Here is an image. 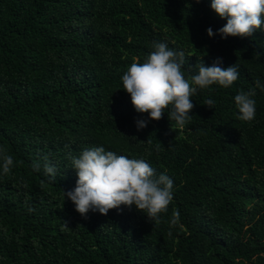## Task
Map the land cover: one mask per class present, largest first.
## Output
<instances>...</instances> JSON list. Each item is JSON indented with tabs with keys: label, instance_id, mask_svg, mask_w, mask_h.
I'll return each instance as SVG.
<instances>
[{
	"label": "trees",
	"instance_id": "1",
	"mask_svg": "<svg viewBox=\"0 0 264 264\" xmlns=\"http://www.w3.org/2000/svg\"><path fill=\"white\" fill-rule=\"evenodd\" d=\"M210 5L0 0V147L15 162L9 175L0 167V264H264V91L255 84H264V30L209 37L207 28L226 24ZM154 41L185 52L186 78L200 59L211 66L220 57L221 67L238 65L239 79L191 97L184 127L167 112L150 119L135 110L121 77ZM252 88L249 123L234 96ZM137 119L147 126L138 130ZM93 146L144 158L173 179L160 223L135 205L90 210L85 219L64 199L78 179L69 156ZM45 155L55 181L31 167Z\"/></svg>",
	"mask_w": 264,
	"mask_h": 264
},
{
	"label": "clouds",
	"instance_id": "2",
	"mask_svg": "<svg viewBox=\"0 0 264 264\" xmlns=\"http://www.w3.org/2000/svg\"><path fill=\"white\" fill-rule=\"evenodd\" d=\"M210 7L220 18L226 19V24L215 33L211 27L207 28L209 37L216 34L221 38L252 37L257 30H264V0H211ZM152 48L154 50L143 63L133 62L121 77L123 89L130 94L135 110L148 113L150 119L158 121L167 112L169 121L184 127L192 120L194 104L191 97L200 90L211 89L212 85L228 88L239 79L238 65L235 63L221 67L220 57L211 66H206L200 59L195 65L198 72L191 75L190 79L186 78L183 66L187 57L183 50H173L167 43L155 41ZM255 84L264 91V84L259 80ZM255 96V88L247 91L241 89L234 96L240 120L250 123L255 119ZM203 104L215 107L212 99L205 100ZM147 124L146 119L136 120L138 130ZM69 158L78 179L74 189L63 190V196L75 204L76 211L85 219L90 210L107 215L110 209H118L121 205L129 208L135 205L137 210L147 215L150 222L158 224L161 214L167 213L173 201V179L163 172L157 175L144 158H129L106 150L103 146L85 148L78 156L70 155ZM42 160V165L39 160L34 161L32 169L38 172L42 166L49 180L55 181L58 171L56 165L51 163L47 155ZM0 161L2 174L9 175L15 162L3 147H0ZM24 187H27L26 183ZM28 211L35 209L29 207ZM179 215L178 211L174 212L172 225L178 223ZM65 224L68 226L67 221Z\"/></svg>",
	"mask_w": 264,
	"mask_h": 264
}]
</instances>
